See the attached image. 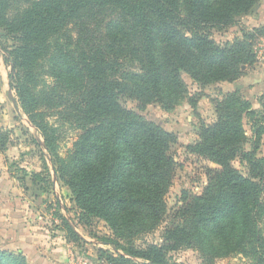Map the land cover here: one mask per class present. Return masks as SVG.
Masks as SVG:
<instances>
[{
  "label": "trees",
  "instance_id": "obj_1",
  "mask_svg": "<svg viewBox=\"0 0 264 264\" xmlns=\"http://www.w3.org/2000/svg\"><path fill=\"white\" fill-rule=\"evenodd\" d=\"M179 1L32 0L22 13L10 14V0H0V30L14 41L11 48L0 45L9 87L81 219L101 220L111 231L98 240L108 247L98 250L99 260L176 264L169 262L171 253L193 249L210 258L241 255L264 264V158L243 148V119L254 113L238 91L213 101L216 121L202 124L198 140L187 147L218 166L209 170L203 193L175 211L160 244L136 245L165 222L164 196L175 167L168 150L176 140L124 108L121 98L169 110L188 95L182 73L202 85L232 83L256 61L249 41L258 29L223 47L208 30L232 25L258 0H182L185 14ZM127 62L138 71H126ZM58 120L70 121L78 132L65 156L58 152ZM252 130L258 140L264 118L253 121ZM8 142L0 130V151ZM237 157L248 177L232 167ZM43 171L48 173L46 163ZM38 175H32L34 186ZM64 225L72 239L85 243ZM0 264L27 262L21 252L0 250Z\"/></svg>",
  "mask_w": 264,
  "mask_h": 264
},
{
  "label": "rangeland",
  "instance_id": "obj_2",
  "mask_svg": "<svg viewBox=\"0 0 264 264\" xmlns=\"http://www.w3.org/2000/svg\"><path fill=\"white\" fill-rule=\"evenodd\" d=\"M31 1L10 0V14L22 13L24 9L28 8ZM179 3L181 14H185L183 1L180 0ZM254 16L257 18L254 19ZM92 27L93 25L90 29L93 31ZM68 29L70 34L76 37L73 25H70ZM255 29H258V32L253 34L254 38L249 42L252 44L256 61L252 66L243 67V75L236 81L202 85L192 80L187 74L182 73V81L187 88L188 95L177 101L169 110L157 102L140 106L135 99L121 98L120 102L124 108L139 114L145 120L173 134L176 140L168 150V155L175 163V167L168 191L164 196L165 222L155 231L139 237L136 243L138 247L143 246V244H160L163 228L171 216L176 210L183 207L188 198L201 196L208 183L209 170L218 169L215 164L187 149L189 145L198 140L202 124L209 125L216 121L214 100L220 101L228 93L238 91L242 99L250 103V110L254 116H244L243 126L247 139L243 148L246 152H251L255 148L257 158H264V134L256 140L252 130L253 121H262L264 118V0H258L249 12L236 17L232 25L220 30L209 29L208 32L216 44L223 47L226 44H232L237 39H242L243 33H252ZM3 34L4 31L0 30V45L9 48L14 46L11 37L7 38L4 34V39ZM0 53L3 55L1 50ZM125 70L138 71V65L127 62ZM9 72L10 68L4 64L3 56L2 58L0 56V77L5 79L3 89L0 91V106L3 103L1 108L3 110H10V99H16L11 90L10 98L8 97L9 92L6 83L9 82ZM258 79L261 80V83H254ZM190 99L195 101V108L192 107ZM18 111L15 129L12 132L8 129L3 131L8 133V141L11 138L12 144L20 146L18 159L15 163L9 164L10 172L18 178L23 187L25 176L28 177L33 192L31 199L35 192L37 194L34 200L36 205L33 204V208L40 209L39 219H47L50 227L59 228L62 231V238L74 249L75 254L79 255L76 256L80 257L79 262L83 263L86 260L88 264H106L104 260L98 259V250H107L108 247L101 245L98 240L111 236V231L101 220H82V213L76 206L69 189L56 176L55 168L39 132L28 122L20 108ZM55 120L53 119L52 122L56 126ZM58 122L61 126L58 131V152L65 156L72 149L78 132L74 130L70 121L62 120L61 122L58 120ZM10 135L11 137H9ZM45 163L48 173L43 171ZM231 165L243 176L248 177V167L244 161H241L240 157H237ZM34 173L39 174L36 188H33L34 184H32ZM82 221L87 225L82 224ZM64 222L73 229L79 239L85 238L87 242L83 240L85 243H81L79 240L72 239L65 229ZM260 225L262 227V223ZM168 258L170 263L176 264H253L250 259L241 255L210 258L193 249L171 253Z\"/></svg>",
  "mask_w": 264,
  "mask_h": 264
},
{
  "label": "crops",
  "instance_id": "obj_3",
  "mask_svg": "<svg viewBox=\"0 0 264 264\" xmlns=\"http://www.w3.org/2000/svg\"><path fill=\"white\" fill-rule=\"evenodd\" d=\"M256 18L257 16H254V19ZM0 56L2 58L1 53ZM4 81L5 79L0 77V91ZM254 83H261V80H255ZM6 84L10 98L12 90L8 86L9 82ZM10 100V110L1 109L3 103L0 106L1 131L8 129L12 132L16 127L19 106L17 99ZM19 151L20 146L12 144L11 138L6 148L0 151V250L21 252L27 264H83L79 262L80 257H76L79 255H76L74 249L62 238V231L50 227L47 219H39L40 209L33 208L37 194L35 192L31 199L33 192L28 177L25 176L23 187L18 178L10 172L9 164L15 163ZM83 240L87 242L85 238Z\"/></svg>",
  "mask_w": 264,
  "mask_h": 264
},
{
  "label": "built area",
  "instance_id": "obj_4",
  "mask_svg": "<svg viewBox=\"0 0 264 264\" xmlns=\"http://www.w3.org/2000/svg\"><path fill=\"white\" fill-rule=\"evenodd\" d=\"M83 264H88V261L84 260Z\"/></svg>",
  "mask_w": 264,
  "mask_h": 264
}]
</instances>
